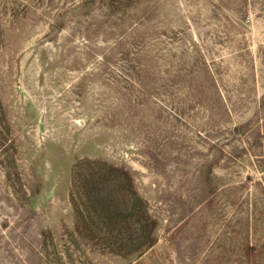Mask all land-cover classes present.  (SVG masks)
<instances>
[{
    "label": "rangeland",
    "instance_id": "obj_1",
    "mask_svg": "<svg viewBox=\"0 0 264 264\" xmlns=\"http://www.w3.org/2000/svg\"><path fill=\"white\" fill-rule=\"evenodd\" d=\"M0 264H264V0H0Z\"/></svg>",
    "mask_w": 264,
    "mask_h": 264
}]
</instances>
